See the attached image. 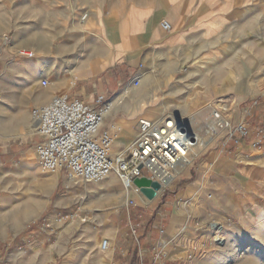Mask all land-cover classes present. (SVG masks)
<instances>
[{
	"label": "rangeland",
	"instance_id": "374dc122",
	"mask_svg": "<svg viewBox=\"0 0 264 264\" xmlns=\"http://www.w3.org/2000/svg\"><path fill=\"white\" fill-rule=\"evenodd\" d=\"M139 1L143 0H0V45L4 35L11 37V45L0 57V103L6 98L4 88L17 84L33 89L43 100L65 95V91L60 92L65 89V84L58 73L71 76L72 84L75 82L73 66H67L65 60L87 55L92 41H97L99 47L103 41L114 50L104 29L102 14L106 24H112V36L116 37L120 32L119 15ZM145 1L156 4L159 10L162 2L167 0ZM228 1L233 17L219 35L202 41L201 47L195 48V55L202 54L200 59L180 69L177 77L167 82H162L157 67L153 68L146 78L151 77V86L157 91L148 92L150 96L142 90L145 78L135 76L133 79L141 80L140 87L134 88L132 82L127 81L121 91L105 98L112 102L123 98L119 110L112 111L104 125L105 131L114 127L120 129L115 133V152L133 143L140 120L160 121L164 115L189 124L196 133H203L206 143L198 149L223 152L228 132H219L215 137L204 133L213 111L225 107L228 119L237 124L235 114L243 115L244 109L259 106L264 90V0H221L220 3ZM225 12L216 16L223 19ZM84 16L87 18L82 22ZM163 21L173 24L166 16ZM214 26V22L205 24L209 35ZM132 43L136 46L135 39ZM19 49L33 51L36 57L32 60L21 58L17 55ZM119 56L121 53L117 52L116 57ZM68 63L72 64V61ZM44 80L48 81L47 86H44ZM24 133L22 130L18 134ZM29 135L9 137L0 129V150H10L11 145L17 146L22 139L36 137ZM243 145L250 149L249 153L262 157L264 151L253 150L249 142ZM232 146L228 144L223 152L227 156L228 175H233L237 164L251 165L253 161L250 154L234 156L235 149L230 152L228 149ZM29 148L27 167L30 174L22 173L25 163L22 159L23 165L0 176V192L1 195H17L19 199L30 195L31 203L24 201L20 214L30 208L38 212L34 220L0 219L1 258L8 260L9 254H16L12 252L14 250L25 254L31 248L29 241L24 240L27 229L39 230L46 217L60 215L74 218L56 227L51 241L46 244V247L50 246L52 264H110L103 256L113 251L114 244L103 233L110 228L111 218L136 209L141 203L139 198L146 203L148 199L142 193H134L131 199L134 203L123 204L125 191L115 176L114 184L109 187L105 181L85 183L70 179L65 172L44 171L36 148ZM33 164L37 165L33 167ZM16 170L19 174L12 173L9 179L10 173ZM179 170L170 192L177 198L173 197L171 205L176 212L181 210L185 218L179 234L185 240L163 238L161 241L167 247L161 264L181 260L183 264H264V184L260 187L247 185L245 191L227 197L225 204L205 205L199 202L198 196H183L178 190ZM228 181V186H232V180ZM160 193L162 191L158 195ZM105 239L109 240L108 252L102 249ZM186 240L187 248L192 245L193 251L188 252L184 247ZM96 246L101 248V255Z\"/></svg>",
	"mask_w": 264,
	"mask_h": 264
},
{
	"label": "crops",
	"instance_id": "0c3cea01",
	"mask_svg": "<svg viewBox=\"0 0 264 264\" xmlns=\"http://www.w3.org/2000/svg\"><path fill=\"white\" fill-rule=\"evenodd\" d=\"M220 1L167 0L162 2V9L159 10L156 4L145 0L139 1L129 7L127 12L119 15L120 32L116 37L112 36V24H106L102 14L108 40L115 49L111 50L103 41L100 47L97 41H92L87 55L65 60L67 66H73L75 82L72 84L71 76L58 73L65 84V89L60 92L65 91V95L94 104L97 98L113 96L121 91L127 81L131 83L135 76H142L145 78L142 90L150 96L148 92L157 91L155 86H151V77L146 78L153 68L157 67V74L162 82L177 77L180 69L189 67L193 61L201 58L202 54L195 55V48L199 49L202 41H208L212 36L219 35L222 28L231 20L233 15L230 13V1L224 4ZM224 10H226L224 18L219 19L216 15L222 14ZM163 16L173 23V31L170 35L160 27ZM208 22L215 24L210 35L205 27ZM97 29L99 31L98 25ZM132 39H135L136 46L132 43ZM117 52H120L121 56L116 57ZM70 61L72 64L68 63ZM4 92L6 98L0 103V129L9 137L18 138L29 133H33L29 136L36 137L22 139L23 141L17 146L11 145L10 150H0V176L7 170L11 171L16 166L23 165L22 159L25 162L22 173L27 175L30 174L27 167L29 162L27 152L31 151L29 147L35 149L41 140L34 132L31 110L46 105L54 96L49 100L48 97L43 100L33 89L23 88L21 84L5 87ZM234 118L237 124L244 123L251 128L264 124V90L258 107L246 108L243 115L235 114ZM22 130L25 133L19 135ZM248 150L250 149L242 145L237 152L241 155L250 154L253 159L252 164L241 166L239 163L233 175H228L227 156L223 155L222 150L198 149L193 154L192 164L179 170L178 190L183 196H198L199 202L205 205H220L227 203V197L245 191L247 185L260 187V184H264V152L261 157L254 152L249 153ZM7 154L8 157L5 156ZM33 154L36 155V152ZM12 173L19 174V171L11 172L9 179L12 178ZM228 180H232V186H228L230 183ZM171 190L172 187L157 195L154 200H148L147 203L139 198L141 203L136 209L128 210L124 216L116 215L111 218L110 228L103 233V236L112 240L114 244L113 251L103 256L110 264H154L155 248L159 241L163 238L182 242L185 240L179 235L185 218L182 217L181 210L176 212L172 208L171 201L173 197H177L171 195ZM29 196L24 197L23 200L17 195H1L0 192V219L34 220L38 212L36 209L31 211L30 208L20 214L24 201L26 204L31 203ZM156 209L159 211L156 212ZM59 216L46 217V220L53 221ZM53 234L41 229H27L24 240L29 241L31 248L25 254L12 251L16 254H9L8 260L0 256V264H52L50 246L46 247V244L51 241ZM96 248L101 255V248L99 246ZM167 264H183V262L181 260L178 263Z\"/></svg>",
	"mask_w": 264,
	"mask_h": 264
},
{
	"label": "built area",
	"instance_id": "2783aa9c",
	"mask_svg": "<svg viewBox=\"0 0 264 264\" xmlns=\"http://www.w3.org/2000/svg\"><path fill=\"white\" fill-rule=\"evenodd\" d=\"M83 18L86 19L87 16ZM160 27L167 34L173 31L168 21L161 22ZM10 45L11 37L4 35L0 57ZM17 55L28 60L36 57L35 52L26 49H19ZM43 84L47 86L48 81L44 80ZM140 85L139 78L133 79L134 88ZM112 110V101L103 97L90 104L68 95L54 96L46 105L33 108L31 120L34 132L41 138L36 145V152L43 170L51 173L65 172L70 179L96 184L104 182L113 174L120 180L125 192L135 190L137 194L141 190L135 185V181L146 178L160 184V191L164 192L176 181L179 165H190L189 155L196 147H200L199 144L203 147L206 143L203 133L188 130L177 120L142 119L133 143L115 152V133L120 129L114 127L104 130ZM226 112L225 107L213 111V124H206L204 133L212 137L215 134L213 128L217 129V133L227 131L228 142L223 145V152L231 143L233 146L228 148L229 152L235 149L233 153L237 155V149L245 142H249V147L255 151H264V125L253 129L244 123L235 124L228 119ZM130 203L133 204L134 200ZM70 218L73 219L74 216L44 220L41 230L55 233L56 227L64 225ZM184 230L185 228L182 232ZM183 245L187 248V240ZM166 247L164 241L158 242L154 264L162 263V259L166 257ZM190 248H187L188 252L194 250L192 245ZM102 249L103 252L109 251V240H103Z\"/></svg>",
	"mask_w": 264,
	"mask_h": 264
},
{
	"label": "bare ground",
	"instance_id": "6f19581e",
	"mask_svg": "<svg viewBox=\"0 0 264 264\" xmlns=\"http://www.w3.org/2000/svg\"><path fill=\"white\" fill-rule=\"evenodd\" d=\"M85 19L84 18H82V22L84 21ZM244 96V95H243ZM122 103H123V98H118V99H116V101L115 102H112V104H113V112L114 113H116L118 110H119V107H120V105H122ZM162 119H164V120H168V119H170V117H168L167 115H164L163 117H162ZM229 120H231V119H229ZM209 123L212 125L213 124V121L211 120V121H209ZM188 130H190L191 128H190V125L189 124H183ZM214 126V125H213ZM213 133H215V134H212V132H211V134H212V136L213 137H215L216 135H217V129L216 128H213ZM125 144V143H124ZM200 145V147H201V144H199ZM119 146V145H118ZM129 146V145H128ZM127 146V147H128ZM199 148V146L198 147H196L195 148V150H193V153L191 154V155H189V157H188V159L190 160V164H192V159H193V154L195 153V151L197 150ZM37 164H33L32 166L33 167H35ZM184 167V165L183 164H180L179 165V169H181V168H183ZM113 176H115V175H113V174H111L106 180H105V182H106V184H107V186H112L113 184H114V180H115V178L113 177ZM116 177V176H115ZM117 178V177H116ZM110 189V188H109ZM134 193L136 194V191L134 190V191H132V192H130V193H127V192H125V200H124V202H123V204H129V202L131 201V199L133 198V195H134ZM219 229V228H218ZM221 231H222V229H220ZM224 230V229H223Z\"/></svg>",
	"mask_w": 264,
	"mask_h": 264
},
{
	"label": "water",
	"instance_id": "95a60500",
	"mask_svg": "<svg viewBox=\"0 0 264 264\" xmlns=\"http://www.w3.org/2000/svg\"><path fill=\"white\" fill-rule=\"evenodd\" d=\"M135 185L141 190V193L150 201L154 200L161 190L160 184L146 178L136 180Z\"/></svg>",
	"mask_w": 264,
	"mask_h": 264
}]
</instances>
